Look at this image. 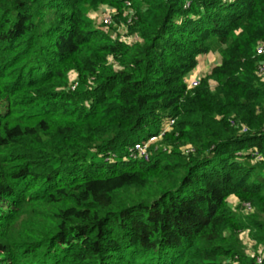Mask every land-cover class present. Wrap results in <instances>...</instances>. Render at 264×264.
<instances>
[{
	"label": "trees",
	"instance_id": "obj_1",
	"mask_svg": "<svg viewBox=\"0 0 264 264\" xmlns=\"http://www.w3.org/2000/svg\"><path fill=\"white\" fill-rule=\"evenodd\" d=\"M262 43L264 0H0V264H264Z\"/></svg>",
	"mask_w": 264,
	"mask_h": 264
},
{
	"label": "rangeland",
	"instance_id": "obj_2",
	"mask_svg": "<svg viewBox=\"0 0 264 264\" xmlns=\"http://www.w3.org/2000/svg\"><path fill=\"white\" fill-rule=\"evenodd\" d=\"M189 4V3H187ZM127 9L124 13V17L126 21L122 20V22L119 23L116 22L115 16L117 15V12L114 8L109 6H98V7H92L89 8L87 13V18L90 19L96 26L100 28H104L105 30L109 29L110 34L114 37H120L124 41H128L129 43L136 40V37H133L131 35H127V25L130 24L133 20V18L136 15V12L132 5H127ZM110 19V24H106L105 20ZM125 25V26H124ZM111 63H114L113 60H110ZM221 62V56L216 52H208L206 54L198 55L196 57V64L194 68L188 73V75L185 78V83L187 85V90L190 91V84L198 80L201 84V82L210 74V71L212 68H214L216 65H218ZM115 68H119L117 64H115ZM70 78V86L69 88L71 90H75L78 87V76L75 71H71L69 73ZM216 83L212 82V86H215ZM171 122V121H170ZM144 158V157H143ZM229 206L234 210L239 212V206L240 202L239 199L235 196H232L230 199H228ZM244 210V213L247 215H251L254 213V209L251 207L250 203H244L241 207V211ZM239 238L242 242V245L246 251V253L250 256H254L258 251L256 249V243L251 238V232L249 229L243 230L239 233ZM259 253V252H258ZM3 254V250L0 248V257Z\"/></svg>",
	"mask_w": 264,
	"mask_h": 264
},
{
	"label": "built area",
	"instance_id": "obj_3",
	"mask_svg": "<svg viewBox=\"0 0 264 264\" xmlns=\"http://www.w3.org/2000/svg\"><path fill=\"white\" fill-rule=\"evenodd\" d=\"M127 5L130 6L131 4L128 2ZM105 22H106V24H110V19H106ZM135 39L138 40V37H136ZM257 56L264 57V43H262L258 46ZM258 72H259L260 76H264V60L260 61V63H259ZM199 85H200V82L198 80H195L190 84V88H196ZM173 124H174V121L172 120L170 122V125H173ZM167 129L168 128H166V130ZM158 138H160V136L152 137L144 143H137V144H135L134 149L130 150V152H136L140 158L144 157L143 159L148 161L149 160V154H148L149 146L153 142L157 141ZM258 261L261 263V259H259Z\"/></svg>",
	"mask_w": 264,
	"mask_h": 264
}]
</instances>
